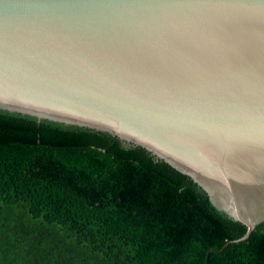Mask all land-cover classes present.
Segmentation results:
<instances>
[{
	"label": "water",
	"instance_id": "95a60500",
	"mask_svg": "<svg viewBox=\"0 0 264 264\" xmlns=\"http://www.w3.org/2000/svg\"><path fill=\"white\" fill-rule=\"evenodd\" d=\"M0 110L144 148L228 243L264 222V0H0Z\"/></svg>",
	"mask_w": 264,
	"mask_h": 264
},
{
	"label": "trees",
	"instance_id": "16d2710c",
	"mask_svg": "<svg viewBox=\"0 0 264 264\" xmlns=\"http://www.w3.org/2000/svg\"><path fill=\"white\" fill-rule=\"evenodd\" d=\"M246 230L142 147L0 110V264H264Z\"/></svg>",
	"mask_w": 264,
	"mask_h": 264
}]
</instances>
